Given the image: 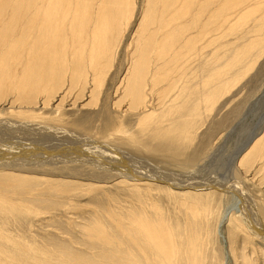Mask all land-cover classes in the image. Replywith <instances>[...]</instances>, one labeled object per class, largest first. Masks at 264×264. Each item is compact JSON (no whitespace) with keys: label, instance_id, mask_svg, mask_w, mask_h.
Segmentation results:
<instances>
[{"label":"bare ground","instance_id":"bare-ground-1","mask_svg":"<svg viewBox=\"0 0 264 264\" xmlns=\"http://www.w3.org/2000/svg\"><path fill=\"white\" fill-rule=\"evenodd\" d=\"M251 17L264 25V0H0V264H235L228 247L241 237L245 253L251 244L241 262L264 264V176L253 184L255 173L264 175V129L236 142L228 155L230 178L239 172L244 186L236 178L231 185L227 178H195L214 166L224 147L199 164L195 153L187 154L203 105L227 91L235 79L230 76L242 73L264 42V27L255 26V39L227 55L235 44L227 36ZM240 36L233 39L242 42ZM121 53L124 74H114L108 85ZM67 96L74 105L82 100L89 118L63 122L40 114L53 106L59 112ZM130 115L135 120L125 126ZM78 136L92 141L42 153L31 145L26 150L29 143L8 144ZM143 158L147 168L135 169L132 162ZM168 167H176L182 180ZM84 171L104 179L79 175ZM61 174L95 185L51 179ZM108 181L124 192V208L106 215L93 207V220L80 231L87 247L105 253L101 259L82 261L64 252L54 259L44 252L50 247L31 242V225L20 229L28 217L66 210L62 203L81 191L103 193ZM249 183L256 190L243 189ZM233 194L240 196L239 207L222 211L221 202ZM114 199L109 194L96 201ZM225 226L230 236L222 258V248L216 254L209 247Z\"/></svg>","mask_w":264,"mask_h":264},{"label":"rangeland","instance_id":"rangeland-1","mask_svg":"<svg viewBox=\"0 0 264 264\" xmlns=\"http://www.w3.org/2000/svg\"><path fill=\"white\" fill-rule=\"evenodd\" d=\"M243 24H244L243 28L239 27L238 31L230 34L231 37L228 35L226 38V39L230 38L229 39L230 42L235 43V44H231L230 48H228V52H227L228 56H231L230 53H231V51H233L232 50L233 47H236L237 45H240L243 42L245 43V42H248L250 40L255 39L253 27H255V26L264 27V25L256 17H251L248 20L246 19ZM259 32L260 31H258L256 33L258 34ZM261 34H262V31L260 32L259 35H261ZM235 35H239V36L241 35L240 37L243 41L241 42V41L234 40L233 37ZM249 38H250V40H249ZM263 44H264V42L260 45V48L256 49L255 51H253L251 53L252 54V59H251L252 61L251 60L250 61L252 63L249 62L245 67H243L242 73H239V74L236 73L237 75L234 74V76H232V75L230 76V78H232V79L235 78V79L231 81V83L229 84L231 86L227 89V91L221 93L220 95H217V97H215L211 103H209L207 105H203V107H202V110L200 112V117H198L196 120L197 122H199V124H197L198 128L196 127L197 129H195L194 139H193V142L191 144V147H188V149H187V154L191 153V152L195 153L196 160H197V162L199 161L198 162V164H199L200 162L203 161V159H205L206 157L209 156L211 151H212V153H214L216 150H218L217 147H224V149H226V150H224V149H222V151L220 150L222 153H220V155L218 156V158H217L218 161L215 162L214 166H212V167L209 166L211 169H209V168L206 170L203 169V170H200L199 172L193 173L194 176L196 175L195 176L196 179L197 178L203 179L209 175L215 179L217 178V179H224L225 180V178H227V180H230L231 174L229 172V166H230L231 162L233 161L231 157L234 153L233 152L234 148H235L234 145L237 144L236 142H238V144H239V142H241V140L244 141V140L248 139V137L252 136L251 133H253V135L256 133V131L258 133V131H259L258 129H260V130L264 129V119H263L264 118V51H263L264 45ZM119 58L120 59H118V60H116V62H114V63H117V64H114V67H116V68H114V67L111 68L110 73H108V78H107V83H106L108 85H110L112 82V79H114V74H116V76H118V77L121 76L122 74H124L123 71L125 69L126 64H125V57H124L123 53H121V55H119ZM218 62L219 63H217V64H220L221 61H218ZM250 64L252 65L251 67L249 66ZM221 67H223L222 64L219 65L218 69ZM245 68H246V71H245ZM235 70L237 72V67L235 68ZM231 71H233V69ZM245 72H246V74H243ZM230 73H229V75H230ZM240 74L244 75V76H241ZM71 102H72L71 98L69 96H67V98H65L61 103H59L60 105H62V108H60L59 112H57L56 110H53L54 106L52 108H45L42 110L40 109L39 111L41 112L40 114H42L44 117H52V116H59L60 117L61 116L64 119L63 122H66L67 120L70 122H74L76 120L89 118V112H88L89 110H87L86 108H81L83 103H80L78 101V102H76V104H75L76 106H75ZM55 104H56V102H55ZM257 104H259V105H257ZM249 109H250V111L251 110L252 111L250 112ZM248 111H249V113H247ZM123 120H125L124 121L125 126H127L129 123H132L135 120V117H132L130 115V116H127V118H125ZM262 126H263V128H261ZM261 131H263V130H261ZM263 132H262V134H263ZM68 134H70V133H68ZM68 134H65V135H68ZM230 134L232 135V137L229 138ZM240 135L243 137V139L238 137ZM78 138H79V140L76 141V140H73V138L68 137V140L67 141L64 140L63 143H60L58 140L54 139L52 142H50V144H48V143L45 144L46 139L30 138V139H33L32 142L24 140L23 142H21V141L8 142V144H9V146L13 147L16 145H23V144L26 145V143H29V145L27 147H25L26 150H29V146L31 145L30 150L32 148H37L39 150L41 149L42 151L43 150L50 151L49 148L55 147V148H60V149L67 151L68 149H72V148L76 149V147L82 148L84 145L83 143L88 145L92 141V140H89L87 138L85 139V136H83V137L78 136ZM145 139H146V137L143 136L141 140L143 141ZM81 142H82V144H81ZM8 144H5V145L8 146ZM66 147L68 149H65ZM41 150L39 151L40 153H42ZM104 150H106V149H104ZM123 155H124V153H123ZM228 155L231 157H229ZM125 158H127V157H124V159H123L124 162L129 163L130 162L129 161L130 159H128L129 156H128L127 160ZM133 160L134 159H132V161ZM222 160H223V162H222ZM225 160H227V161L225 162ZM133 162H132V164H133L132 166L135 167V169L140 168V170H142V168L143 169L147 168V165H146L147 163L145 162L144 158L139 159V161L134 160ZM135 163L136 164L138 163L137 166H135L136 165ZM225 163H227V164H225ZM205 164H206V162L205 163L203 162V164H201V167L203 165L205 166ZM141 165H143L142 168L139 167ZM144 166H146V167H144ZM226 166L228 169L225 168ZM218 167H219V169H218ZM26 168H31V167H29V166H27L25 168L23 167V170H26ZM197 168H200V167L197 165ZM165 170L167 173H169V172L170 173L171 172L176 173L177 174L175 176L176 179L181 178L179 176L180 172L176 167H168ZM249 173L251 175L249 174L247 179H249L250 176L252 177V173L251 172H249ZM235 174L233 175V178L229 181L231 183H229L226 180L228 182V184L231 185L233 183L232 181L234 180V178L237 179V182H238L237 185H239V186H241V185L244 186V185L248 184L245 182V180L242 178V176L239 177L241 175V174H239V172H238L239 175L237 174V172ZM79 175H82V176L86 175V176L94 177L97 179H104L101 176L98 177L95 174L88 173L86 171L81 172ZM190 176H193V175H190ZM263 176H264L263 174L260 175L259 173L257 176V173H255V175L253 177L254 178L256 177L254 179L256 181V183H253V184L254 185L257 184L258 180L260 178H263ZM64 177H67V176L61 174V177L57 175L51 179H59V180H63V181L68 182V183L69 182H76L79 184L81 183L83 185V188H84L85 184H86V186H88L87 184L95 185V183L91 182V181H87V180L81 181L80 179H75V178H70V177L64 178ZM209 179H211V177ZM181 180H182V178H181ZM240 180H242V181L240 182ZM115 183L116 182L108 181V184H106L104 186L105 188H104L103 193L100 191L99 192H93V191L82 192L81 191V192H79L80 195H77L74 198L73 202L62 203V204H64L63 206L67 207L66 210H64L63 208H62V210H59V211L54 210L52 212L54 215L52 213L50 214L51 216L53 215L54 217L52 216L51 218H50L49 214L41 215L40 217H38L36 219L32 218V217H28L31 219L30 220L25 219L19 223L20 229L21 230L27 229L26 231H28V229L30 228L28 226L31 225V228L27 232V234L29 236L28 235L27 236L31 237L30 238L31 242L36 243L39 246L42 245L45 247H50L49 250L46 249L47 251L45 250L44 252H45V254H46V252H49V253H47L48 256L51 255V257H53V258L54 257L56 258V256H57L56 254L61 255L62 252H64V253H68L70 255L73 254L77 257H80V259L82 261L85 259L86 260L92 259L94 261H96L95 258L101 259L102 253H103V255L105 253L102 250H101V252H102L101 253L100 250H98V249H93V248L91 249L90 247H87V245L89 246V242H87V238H83V233L80 231H82L81 229H83L85 226H88L89 222H91L93 220L92 219L93 217L91 214V210H94L93 207L97 206L98 208H100V210L102 212H105L106 215L108 214L109 210H115V209L120 208V207L124 208L125 203H126V199H122L124 197V192H122V190L118 187L115 188V185H114ZM251 184L252 183H249V186L247 185V187L245 186L244 188L243 187L242 188L246 189V191L256 190L255 189L256 186H252L253 184L252 185ZM151 185L154 186L155 188H158V189L159 188H166L164 183H159V184L151 183ZM258 186L262 187V185H258ZM258 188H260V187H258ZM235 191H238V190H235ZM242 191H244V190H242ZM232 192H234L233 189H232ZM109 194L110 195L115 194L116 197H118L119 199L96 201L99 197L106 199V197L109 196ZM158 198H160L162 204L165 205V203H166L165 194L161 193ZM239 198H240L239 194L238 195L233 194V195L227 196L225 199H223V201L221 202L222 211H224V212L227 210L234 211L235 208L237 209L240 205L239 204ZM241 199H243V198H241ZM46 205L47 204H39V205H36V207L38 209L39 208L44 209V208H47ZM220 209H221V207H220ZM102 225L104 226L105 229L109 228V226H110L105 221V218L102 221ZM228 236H230V235L227 234V227L225 226L224 228H221V231L218 233V236H216V238L214 236L216 241L213 238L214 241H212L210 243L211 245L209 247V253H210V250H214L216 252V254H218L217 252L219 250L221 251L223 249L222 250L223 252H219L220 253L219 256H221L223 258V253L225 250H224V246L222 243L229 240ZM241 238L243 241V237H241ZM241 238L235 239L234 240L235 243L232 244V247L231 246L228 247L230 252L231 251H232V253L234 252L233 255H234V258H236V260L233 259L232 253H231V257H232V260L234 261L235 264H240L239 262H241V260L243 262L242 258L244 256V254H246L250 251L249 246H251V244L245 245L247 250L243 248L244 250H246V253L242 250V246H240L242 244V242L240 241ZM243 242H245V241H243ZM211 247H213V249ZM89 248L91 250H89ZM51 249L53 251H51ZM216 249L217 250L219 249V250L216 251ZM233 249H234V251H233ZM93 250H95V251H93ZM96 250L99 251L98 252V254L100 253L99 255L97 254ZM90 252H93V253H90ZM106 252H108V254H110L109 249L108 250L106 249ZM240 252H242L241 255H240ZM47 254H46V256H47ZM249 254H250V252H249ZM92 255L93 256L95 255V256L92 257ZM96 256H98V257H96ZM239 256H241V257H239ZM51 257H49V258L53 259ZM221 259L219 257V260H221ZM105 260H107V259H105ZM75 264H77V262H75Z\"/></svg>","mask_w":264,"mask_h":264},{"label":"water","instance_id":"water-1","mask_svg":"<svg viewBox=\"0 0 264 264\" xmlns=\"http://www.w3.org/2000/svg\"><path fill=\"white\" fill-rule=\"evenodd\" d=\"M253 134V133H252Z\"/></svg>","mask_w":264,"mask_h":264}]
</instances>
